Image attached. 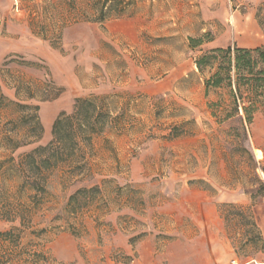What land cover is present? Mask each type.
Returning a JSON list of instances; mask_svg holds the SVG:
<instances>
[{"label": "rangeland", "instance_id": "1", "mask_svg": "<svg viewBox=\"0 0 264 264\" xmlns=\"http://www.w3.org/2000/svg\"><path fill=\"white\" fill-rule=\"evenodd\" d=\"M24 1L0 9V208L35 209L19 246L17 233L0 237V263L32 264L23 252L41 253L39 264L264 262V158L255 155L264 154V116L247 135L237 118L221 123L214 114L228 107V93L207 92L212 72L197 66L213 49L264 47V0H129L126 16L104 23L77 22L70 0ZM78 4L91 10L92 0ZM192 38L203 44L192 48ZM93 97L108 117L85 146L90 173L53 170L32 205L13 165L50 144L54 122L72 115L77 99ZM35 113L41 140L13 153L5 137L23 140ZM104 179L114 181L103 199L68 206ZM220 193L236 201L220 203ZM221 205L238 209L219 213ZM14 226L1 221L0 233Z\"/></svg>", "mask_w": 264, "mask_h": 264}, {"label": "trees", "instance_id": "2", "mask_svg": "<svg viewBox=\"0 0 264 264\" xmlns=\"http://www.w3.org/2000/svg\"><path fill=\"white\" fill-rule=\"evenodd\" d=\"M78 3L79 0H70L68 5L79 10L77 22L89 23H104L111 18H122L127 15L131 4L129 0H92L91 10H87V7L83 8ZM257 20L259 25L264 28V20L261 18L260 13L257 15ZM190 44L194 48L202 45L203 42L192 38ZM197 66L202 72L207 69L212 72L205 82L207 92L211 89H224L228 93L230 104L225 110L216 111L215 117L222 115L221 123L237 118L240 129L243 130L244 135H247V128L254 123L257 114L264 115V47L213 49L199 57ZM0 100L5 101L6 98L0 95ZM12 103L21 107L17 102ZM22 107L29 108V106ZM211 107L221 109L220 104H211ZM35 110H38V107ZM106 116L107 113L97 103V97L77 99L74 113L72 115L61 113L54 122L53 140L50 144L39 146L19 157L20 161L17 165H13V168L22 178L21 188H28L32 191L29 195L32 205L37 203L35 201L39 197L46 194L47 180L53 170L67 166L66 173L70 177L76 176L78 179L84 176L85 173H90V167L85 159L87 153L85 146L89 145L90 140L95 135H99L103 131ZM33 120L35 124L30 125V134L23 140L5 137V140L11 144L13 153L22 146L36 144L41 140L43 127L38 115L35 113L26 116V121ZM243 149L246 150L244 147ZM10 161L14 162L15 160L10 158ZM113 181V179H104L102 186L97 185L92 188L79 189L70 197L68 206L75 210L76 206L74 205H78L83 200L85 206L89 205V201H94L98 196L103 199L104 186ZM258 183L259 189L257 192L264 191L263 182L258 180ZM123 190V187H116L119 194ZM19 207L18 212L11 209V204H5L0 208V222L15 223L19 221V226H14L10 231L0 233V237H4L5 241L12 239L13 235L17 233L13 241L16 243V247L19 246L23 234L22 228L29 225L32 219L31 213L35 209L30 205ZM225 207L238 209L233 205H221L219 212L222 213V209ZM253 239L261 241L262 238L258 229ZM10 241L12 242V240ZM23 253L32 258V264L45 261L41 253ZM123 260L127 261L129 257H124ZM123 263L126 264L127 262ZM0 264H7V262Z\"/></svg>", "mask_w": 264, "mask_h": 264}, {"label": "crops", "instance_id": "3", "mask_svg": "<svg viewBox=\"0 0 264 264\" xmlns=\"http://www.w3.org/2000/svg\"><path fill=\"white\" fill-rule=\"evenodd\" d=\"M34 1L39 2V1H42V0H34ZM54 1H57V0H54ZM257 1H259V0H257ZM23 2H25V1L24 0H0V9H2V8H11V9L19 10V9L25 7ZM1 21H2V18L0 19V22ZM10 39H11L12 44H13V41L15 39L14 38H10ZM241 48H245V47L243 46ZM13 51H15V48H12V47L7 48V50L5 51L4 57H5V55H7V54H9V53H11ZM259 115H262V114H257L256 118H258ZM262 116H264V115H262ZM216 200L218 202H220V203H228V202L236 201V200L232 199L228 194H225V193H223V194L220 193L217 196ZM241 201H243V200H241ZM233 259L230 262H228L227 264H233L234 262H237V261H235ZM237 263H239V262H237ZM239 264H264V262L263 261H259L258 259H252V260H250L248 262L239 263Z\"/></svg>", "mask_w": 264, "mask_h": 264}, {"label": "bare ground", "instance_id": "4", "mask_svg": "<svg viewBox=\"0 0 264 264\" xmlns=\"http://www.w3.org/2000/svg\"><path fill=\"white\" fill-rule=\"evenodd\" d=\"M255 155H256V157L259 159V160H261L262 158H264V154H263V152L261 151V150H259V149H256L255 150ZM235 263V262H234Z\"/></svg>", "mask_w": 264, "mask_h": 264}]
</instances>
